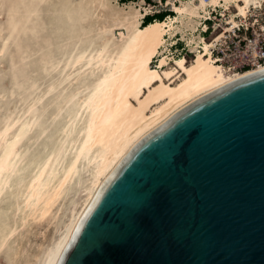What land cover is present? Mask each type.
Segmentation results:
<instances>
[{
	"label": "bare ground",
	"instance_id": "6f19581e",
	"mask_svg": "<svg viewBox=\"0 0 264 264\" xmlns=\"http://www.w3.org/2000/svg\"><path fill=\"white\" fill-rule=\"evenodd\" d=\"M165 5L172 14L145 23L155 7L145 0H0V264H62L137 143L264 69L213 54L227 32L259 20L264 0ZM175 39L189 58L170 54Z\"/></svg>",
	"mask_w": 264,
	"mask_h": 264
},
{
	"label": "water",
	"instance_id": "95a60500",
	"mask_svg": "<svg viewBox=\"0 0 264 264\" xmlns=\"http://www.w3.org/2000/svg\"><path fill=\"white\" fill-rule=\"evenodd\" d=\"M62 264H264V69L137 143Z\"/></svg>",
	"mask_w": 264,
	"mask_h": 264
},
{
	"label": "built area",
	"instance_id": "2783aa9c",
	"mask_svg": "<svg viewBox=\"0 0 264 264\" xmlns=\"http://www.w3.org/2000/svg\"><path fill=\"white\" fill-rule=\"evenodd\" d=\"M259 12L258 21L248 25L242 24L236 28L234 35L227 32V35L216 42L213 54L221 58L224 64L242 70L250 67L254 61L264 62V8ZM211 14L219 15L217 9L211 10ZM212 21L211 17L204 20L207 27L202 29L201 33L207 37L210 36L209 33L213 29Z\"/></svg>",
	"mask_w": 264,
	"mask_h": 264
},
{
	"label": "rangeland",
	"instance_id": "374dc122",
	"mask_svg": "<svg viewBox=\"0 0 264 264\" xmlns=\"http://www.w3.org/2000/svg\"><path fill=\"white\" fill-rule=\"evenodd\" d=\"M145 1L147 3H151V4H153L155 6L154 8H152V12L150 14H147L146 16L152 15V13H153V15L155 14L157 16H160V15L163 14V17H165L167 14H172L173 13V11L169 9L170 6L169 5H165L166 0H161L162 2L158 1V0H145ZM263 8H264V5H263ZM175 40H176V43L172 44L171 47H170L171 48L170 51H169L170 54L178 55L179 53H183L184 52L186 54V56L189 58L191 56V54L185 48L184 41L177 40V39H175ZM36 237H38V235H36Z\"/></svg>",
	"mask_w": 264,
	"mask_h": 264
},
{
	"label": "trees",
	"instance_id": "16d2710c",
	"mask_svg": "<svg viewBox=\"0 0 264 264\" xmlns=\"http://www.w3.org/2000/svg\"><path fill=\"white\" fill-rule=\"evenodd\" d=\"M154 18H159V19H161V18H163V14L160 15V16H157V15H155V14H154V15H148V16L145 17L144 22L147 23V22L151 21V20L154 19Z\"/></svg>",
	"mask_w": 264,
	"mask_h": 264
}]
</instances>
